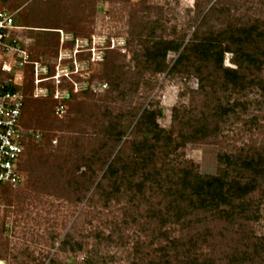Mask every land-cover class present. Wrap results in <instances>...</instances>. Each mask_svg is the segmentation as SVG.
<instances>
[{
	"label": "rangeland",
	"instance_id": "374dc122",
	"mask_svg": "<svg viewBox=\"0 0 264 264\" xmlns=\"http://www.w3.org/2000/svg\"><path fill=\"white\" fill-rule=\"evenodd\" d=\"M32 1L35 0H0V9L6 8L18 23L25 24L20 15L26 12L24 9ZM52 2L45 0L44 7L47 13L54 15L57 10ZM44 7L34 12L36 17H47L45 11L41 12ZM254 21L264 22V0H97L93 14L81 23L83 30L77 38L72 39L73 32L66 29L58 41L49 30L34 31L33 41L28 42L30 59L45 64L48 74H59V102L68 100L65 101V115L73 109L70 105L76 101L99 103L97 98L102 97L109 87L104 76L106 67L119 66L131 76L136 74L133 77V81L138 82L136 90L109 104L111 122L119 115H125L122 122L125 134L117 143H102L95 139L92 147L116 145L114 151L120 148L122 154L127 155L131 140L141 137L134 130L139 113L145 107H152L161 109L162 114L157 118L159 125L173 128L174 133L180 130L189 132L194 123L204 120L210 129L216 126L214 134L197 142H187L178 150L179 159L192 162L195 170L216 174L223 167L218 159L222 152H233L240 147L248 149L249 146L264 151V90L253 86L242 94H228L219 86L214 91L207 84L201 87L193 70L170 73L180 51H169L165 70L152 74L143 67L140 43L148 38L180 37L183 46L195 31L216 32L228 24L238 26ZM23 34H26L25 30ZM234 57L233 53L225 52L223 66L237 68ZM5 60L12 65L9 57L0 59V83L23 74V85L38 94L33 97L48 99L50 92L54 93L53 80H47L40 84V89H35L30 81L29 67L21 68V72L17 71L18 67L11 72L4 71L1 65ZM258 76L264 82V62ZM45 91L46 95H43ZM218 101L236 103L234 112L222 119L212 116L211 111ZM52 103L54 116L65 119L63 113L59 117L55 115L57 101ZM177 110L179 116L183 115V124L173 122L172 116ZM130 112L135 114L134 118L129 117ZM30 130L27 155L36 153L39 146L52 149L44 143L46 140L42 135L45 131L41 130L36 137L33 136L36 132ZM58 136L59 141L63 137L66 142L74 143L76 139L72 132L57 131L50 141L52 146L58 144ZM78 144L89 146L83 140ZM113 155L114 152L110 158ZM83 170V166L72 168L71 164L66 165L64 170H59V178L49 192L38 197L24 196L28 191L27 171L22 173L19 184L0 187V264H129L136 260L130 239L136 235L135 230H116L111 222L121 216V205L126 197H119L120 201L113 200L110 207H104L102 200L92 197V188L79 190L82 179L78 175ZM244 182L235 179L233 186ZM252 196L258 214L249 225L255 234L264 235V200L260 193ZM174 226L167 225L166 229ZM236 231L237 225L221 224L212 231L221 236L209 238L208 244L201 245V248L225 257L237 246L242 247L243 241ZM119 235L123 236L120 240ZM63 241L67 242L65 246ZM77 243L82 245L80 250L74 249ZM87 259L89 263H86Z\"/></svg>",
	"mask_w": 264,
	"mask_h": 264
},
{
	"label": "trees",
	"instance_id": "16d2710c",
	"mask_svg": "<svg viewBox=\"0 0 264 264\" xmlns=\"http://www.w3.org/2000/svg\"><path fill=\"white\" fill-rule=\"evenodd\" d=\"M52 1L57 10L54 15L45 11V0H35L20 15L25 24L18 23L14 17L15 22L49 30L57 41L60 30H71L74 39L83 30L81 23L93 14L97 0ZM43 7L41 12L45 11L47 17H36L34 12ZM140 44L143 67L152 74L165 70L169 51H180L170 73L193 70L201 87L207 84L214 91L219 86L228 94H242L253 86L264 90V82L258 76L264 62V22L228 24L216 32L195 31L183 46L180 37L148 38ZM225 52L235 55L237 68L223 66ZM24 67L30 68L33 85L32 64L27 63ZM121 69L114 65L106 67L104 76L109 87L102 97L97 98L99 103L76 101L70 105L73 109L67 112L68 115L64 109L65 119L53 114L52 101L58 103V100L52 91L50 98L37 99L33 97L32 88L29 91L22 84L20 123L25 129L45 131L42 135L46 140L44 143L52 147L47 150L39 146L36 153L26 154L21 161L20 169L29 175L28 191L24 196L38 197L48 193L59 178V170H64L66 165L71 164L72 168L83 166L84 170L78 175L82 179L79 190L92 188V197L102 200L104 207H110L113 200L120 201L119 197H126L121 205V216L111 222L116 230H135L136 235L130 239L136 260L129 264H264V235L255 234L249 225L258 214L252 195L260 193L264 200V151L261 148L249 146L248 149L240 147L233 152H222L218 159L223 167L218 173H200L192 162L179 159L178 150L187 142H197L214 134L216 126L210 129L204 120L194 123L189 132L180 130L174 133L173 128L159 125L157 118L162 114L161 109L152 107H145L139 113L134 130L141 137L131 140L127 155L124 156L120 148L114 151L116 145L92 147L95 139L102 143H117L125 134L122 125L125 115H119L111 122L109 104L134 92L138 82L133 81L136 74L131 76ZM65 101L68 102L64 99L59 105L65 106ZM235 106L236 103L218 101L211 111L212 116L222 119L233 113ZM176 112L172 116L173 122L183 124V115L179 116L178 110ZM128 114L135 117L131 112ZM57 131L76 134L74 143L66 142L63 137L59 141L58 136L57 142L60 143L52 146L50 141ZM81 140L89 146H79ZM235 179L245 182L233 186ZM0 187L8 186L0 184ZM221 224L237 225L236 233L243 241L242 247L237 246L225 257L201 248L211 238L221 236L212 232ZM167 225L175 226L167 230ZM122 237L119 235V240ZM66 243L63 241L62 244L65 246ZM81 247L77 243L74 249L80 250Z\"/></svg>",
	"mask_w": 264,
	"mask_h": 264
},
{
	"label": "built area",
	"instance_id": "2783aa9c",
	"mask_svg": "<svg viewBox=\"0 0 264 264\" xmlns=\"http://www.w3.org/2000/svg\"><path fill=\"white\" fill-rule=\"evenodd\" d=\"M24 30L26 34H23ZM34 31L45 30L22 26L15 22L12 12L0 9V59L9 57L12 60V65L5 60L1 68L11 72L14 67H18L17 71L21 72L20 69L25 64L31 63L35 89H40L41 83L53 80L56 86L53 97L58 100L54 113L58 116L64 111V106L59 105V74H48L45 64L30 59L28 42L33 41ZM22 84L23 74L0 83V184L7 186H15L21 182L23 170L20 169V163L30 150L29 136L32 131L25 129L20 123ZM33 95L38 96L36 93ZM43 95H46V91ZM33 136L38 137L39 132Z\"/></svg>",
	"mask_w": 264,
	"mask_h": 264
}]
</instances>
